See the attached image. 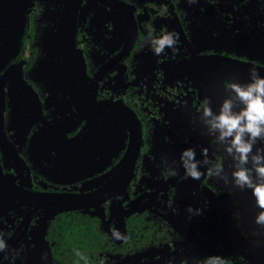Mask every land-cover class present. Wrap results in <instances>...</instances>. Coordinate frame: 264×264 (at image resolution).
I'll return each mask as SVG.
<instances>
[{
	"label": "flooded vegetation",
	"instance_id": "af4514ba",
	"mask_svg": "<svg viewBox=\"0 0 264 264\" xmlns=\"http://www.w3.org/2000/svg\"><path fill=\"white\" fill-rule=\"evenodd\" d=\"M68 5L83 63L75 96L57 35ZM19 6L20 43L0 63V264H42L46 247L54 264H264L261 209L197 112L208 96L219 114L225 80L248 83L251 67L264 77V0H0V57ZM169 31L179 52L154 55L150 41ZM190 147L199 171L210 166L202 148L224 156L219 177L185 178ZM59 194L80 196V208L44 232Z\"/></svg>",
	"mask_w": 264,
	"mask_h": 264
},
{
	"label": "clouds",
	"instance_id": "9594fccd",
	"mask_svg": "<svg viewBox=\"0 0 264 264\" xmlns=\"http://www.w3.org/2000/svg\"><path fill=\"white\" fill-rule=\"evenodd\" d=\"M189 4L196 0H188ZM179 34L175 31L165 32L161 37L150 41L151 50L154 55L165 54L166 49H171L173 54L179 52ZM250 82L240 83L235 80H225L223 82L224 91L229 93L230 98L223 99L219 106V114H214L211 107V98L206 96L201 102L197 112H202V123L209 126L210 132H219L217 139L221 142L227 141L224 149L230 155L233 164L229 168H235L231 172L235 186L242 191L251 189V194L255 197L256 206L261 209L256 217V223L264 226V77L259 75L255 67L249 69ZM238 102V104H237ZM237 109V110H234ZM215 143V140H214ZM204 163L210 165L206 173L209 177L217 178L224 169V156L213 162L209 158L206 148L201 149ZM195 149L187 148L181 152L180 166L185 170V178L200 180L205 175V170H197V163L193 162ZM253 167H244L249 163ZM167 163V161H164ZM175 164V161H173ZM170 172L174 169L169 167ZM225 184L228 183L224 178ZM186 212L192 215H200V209H193L191 205L186 208ZM112 238L115 240L126 239L119 230H112ZM6 233L0 231V252L8 251L5 240ZM14 254H18L15 253ZM77 255H83L77 252ZM46 258V254L42 255ZM203 264H226L220 256L208 257Z\"/></svg>",
	"mask_w": 264,
	"mask_h": 264
},
{
	"label": "water",
	"instance_id": "95a60500",
	"mask_svg": "<svg viewBox=\"0 0 264 264\" xmlns=\"http://www.w3.org/2000/svg\"><path fill=\"white\" fill-rule=\"evenodd\" d=\"M74 1H76L78 4L80 2V0H74ZM70 3H73V0H70ZM70 10H71V6L69 5L64 8L63 13L61 15L59 27L57 28V35L59 36L58 39L60 38V41H64L68 43V44L60 45V48L63 51V57L66 60V68L68 70V75L70 77L69 86H67V89L70 91L71 96L72 95L75 96V94H77V92H75V89L82 91V85L81 83L78 85V83L79 80L80 82L82 80L83 63L81 62V57L79 56V52H77L75 49V43H74L75 29L73 28L75 19L74 16L71 17V15L69 14ZM23 24H24L23 10L22 7L19 6V15L17 20L15 21V25H17L18 27V31H14V33L17 34V38L4 40V42H7V44L4 43L2 57H0V63H2V65L6 63L9 56L14 55L15 52L17 51L20 43ZM78 95L80 96V92H78ZM137 150H138L137 144H135L134 151L133 152L131 151L132 164L137 154ZM79 197L80 196H72L68 194L49 196L47 198V201L50 202V207L48 211L45 213V217L42 222L44 226V232H45V228L47 227V225L49 224V222L56 213L80 208ZM45 254H46V258H44L43 262L41 263L54 264L49 247H46Z\"/></svg>",
	"mask_w": 264,
	"mask_h": 264
},
{
	"label": "trees",
	"instance_id": "16d2710c",
	"mask_svg": "<svg viewBox=\"0 0 264 264\" xmlns=\"http://www.w3.org/2000/svg\"><path fill=\"white\" fill-rule=\"evenodd\" d=\"M68 220V219H67ZM62 263V262H61Z\"/></svg>",
	"mask_w": 264,
	"mask_h": 264
}]
</instances>
